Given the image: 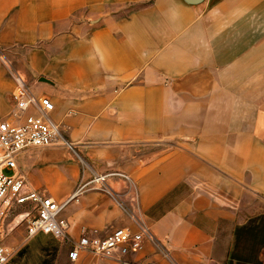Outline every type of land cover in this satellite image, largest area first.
Here are the masks:
<instances>
[{"label":"crops","instance_id":"1","mask_svg":"<svg viewBox=\"0 0 264 264\" xmlns=\"http://www.w3.org/2000/svg\"><path fill=\"white\" fill-rule=\"evenodd\" d=\"M0 50L72 144L22 150L15 174L56 201L128 177L64 207L44 264H264L263 238H236L264 214V0H0ZM13 93L0 64V117ZM115 228L141 247L68 258Z\"/></svg>","mask_w":264,"mask_h":264},{"label":"built area","instance_id":"2","mask_svg":"<svg viewBox=\"0 0 264 264\" xmlns=\"http://www.w3.org/2000/svg\"><path fill=\"white\" fill-rule=\"evenodd\" d=\"M0 64L9 73L14 85L12 106L6 116L0 117V220L14 207L27 206L29 209L19 214L20 221L25 222L26 239L39 233L64 239L68 222L61 212L69 202L77 199L79 192L90 188L108 191V175L123 179L128 177L121 172L93 173L89 179L79 182L76 190L62 201L31 189L23 177L14 173L17 154L27 148L57 143L72 149V144L61 136L58 125L50 117L54 109L50 98L33 93L22 73L13 68L1 50ZM142 234L143 230L133 233L125 228H115L102 237L82 235L68 252V258L74 260L80 249L102 257L115 253L124 255L141 247ZM8 257V251L0 244V264H5Z\"/></svg>","mask_w":264,"mask_h":264},{"label":"rangeland","instance_id":"3","mask_svg":"<svg viewBox=\"0 0 264 264\" xmlns=\"http://www.w3.org/2000/svg\"><path fill=\"white\" fill-rule=\"evenodd\" d=\"M28 209L16 206L0 220V244L9 253L5 264H44L42 260L47 258L45 252L51 245L48 239L55 240L41 233L25 238V222L20 221L19 214Z\"/></svg>","mask_w":264,"mask_h":264},{"label":"trees","instance_id":"4","mask_svg":"<svg viewBox=\"0 0 264 264\" xmlns=\"http://www.w3.org/2000/svg\"><path fill=\"white\" fill-rule=\"evenodd\" d=\"M247 226L236 233V238H250L255 242H260V238L264 239V214L250 219Z\"/></svg>","mask_w":264,"mask_h":264},{"label":"water","instance_id":"5","mask_svg":"<svg viewBox=\"0 0 264 264\" xmlns=\"http://www.w3.org/2000/svg\"><path fill=\"white\" fill-rule=\"evenodd\" d=\"M187 1H190V2H198L200 0H187Z\"/></svg>","mask_w":264,"mask_h":264}]
</instances>
